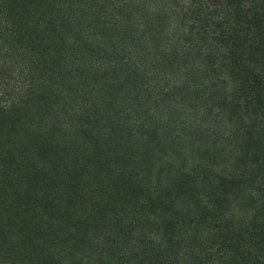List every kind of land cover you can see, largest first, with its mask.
<instances>
[{
    "label": "trees",
    "instance_id": "16d2710c",
    "mask_svg": "<svg viewBox=\"0 0 264 264\" xmlns=\"http://www.w3.org/2000/svg\"><path fill=\"white\" fill-rule=\"evenodd\" d=\"M0 264H264V0H0Z\"/></svg>",
    "mask_w": 264,
    "mask_h": 264
}]
</instances>
